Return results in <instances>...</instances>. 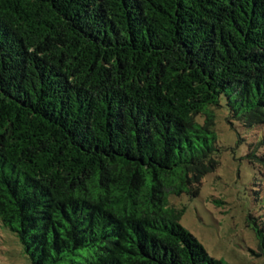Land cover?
Wrapping results in <instances>:
<instances>
[{
    "label": "trees",
    "instance_id": "1",
    "mask_svg": "<svg viewBox=\"0 0 264 264\" xmlns=\"http://www.w3.org/2000/svg\"><path fill=\"white\" fill-rule=\"evenodd\" d=\"M218 119L264 174V0H0V222L31 264H227L173 204Z\"/></svg>",
    "mask_w": 264,
    "mask_h": 264
},
{
    "label": "rangeland",
    "instance_id": "2",
    "mask_svg": "<svg viewBox=\"0 0 264 264\" xmlns=\"http://www.w3.org/2000/svg\"><path fill=\"white\" fill-rule=\"evenodd\" d=\"M222 155L219 167L207 175L197 197L173 199L183 209L181 225L213 258L227 264H264L255 228L264 229V174L248 163V143L217 120ZM252 140L257 131L238 128ZM0 264H31L17 236L0 222Z\"/></svg>",
    "mask_w": 264,
    "mask_h": 264
}]
</instances>
